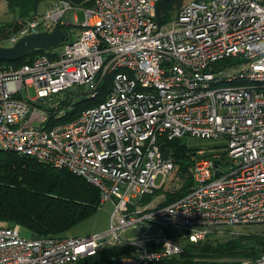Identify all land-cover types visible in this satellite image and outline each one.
I'll return each instance as SVG.
<instances>
[{"label": "built area", "instance_id": "1", "mask_svg": "<svg viewBox=\"0 0 264 264\" xmlns=\"http://www.w3.org/2000/svg\"><path fill=\"white\" fill-rule=\"evenodd\" d=\"M87 1L80 35L61 54L47 50L18 69L0 67V152L65 169L113 204L119 225L110 232L134 252L110 264L177 257L182 249L170 228L196 243L221 227L264 225V0H186L168 24L158 22L159 0ZM72 7L58 0L6 43L51 32ZM69 23H77L74 14ZM75 85L89 86L88 100H104L62 121L58 97ZM45 113L50 125L31 124L46 121ZM184 137L223 139L225 151L197 150L190 190L140 207L174 172L163 140ZM139 220L161 234L123 243L117 230ZM101 239L27 238L19 225L0 227V264H74L95 255ZM238 264H264V254Z\"/></svg>", "mask_w": 264, "mask_h": 264}, {"label": "trees", "instance_id": "2", "mask_svg": "<svg viewBox=\"0 0 264 264\" xmlns=\"http://www.w3.org/2000/svg\"><path fill=\"white\" fill-rule=\"evenodd\" d=\"M4 1L8 13L17 14L14 17L17 23L10 24L15 27L12 31L15 32L20 25L37 15L38 4L46 0ZM68 1L73 6L92 5V2L87 0ZM183 1L186 0H159L158 22L163 24L174 13H178L179 9L175 7L181 6ZM58 26L65 32V25ZM46 51L39 49L31 52L21 60V64ZM110 80L111 76H107L104 91L110 89ZM103 100L104 95L98 99L83 101V107L71 115H66L62 121L72 120L78 112ZM212 147L214 146L206 148L205 156L211 154L208 149ZM197 150L199 148L188 146L182 138L163 140L162 151L171 152L174 158L175 169L172 175L175 176V182L167 187L162 185L152 194L145 196L141 202L149 203L158 192L164 197L161 205L184 196L193 185L190 173L191 157ZM99 204V191L69 171L12 152H0V227L19 225L30 234L40 237H62L64 232L89 217ZM217 231L207 234L201 241L191 243L183 235L167 230V234L174 236L175 242L182 246V251L177 257L165 259L158 264H238L244 260L254 261L264 254V231H246L231 235L230 230L226 229L223 231L224 234L227 233L226 240L219 238ZM147 249H152V246L148 245ZM133 252L134 248L128 245L113 247L81 258L74 264H110L116 258Z\"/></svg>", "mask_w": 264, "mask_h": 264}, {"label": "rangeland", "instance_id": "3", "mask_svg": "<svg viewBox=\"0 0 264 264\" xmlns=\"http://www.w3.org/2000/svg\"><path fill=\"white\" fill-rule=\"evenodd\" d=\"M57 0H46L42 1L38 4L37 7V15H42L44 14L48 9L54 8L56 5ZM185 1L181 3L184 4ZM179 7H175V9H179ZM83 7L79 6H73L71 11L68 13L74 14L77 18V23L72 24V23H67L63 24L65 25V33H66V39L65 41L54 47L48 49V51L61 54L63 45L65 43L74 41L79 35L81 31L80 23L84 19V14H83ZM67 13V14H68ZM67 14L64 16L63 20L67 16ZM15 15L9 14L8 9H7V4L4 0H0V46H8L9 44L6 43V40L10 38L12 34L15 32H12L15 27H11L10 24L15 22ZM177 15V12L173 14L172 17H169L165 23H171L172 19H174ZM17 23V20L16 22ZM15 26V24H14ZM11 33V34H10ZM22 60V59H21ZM21 60L10 62V61H0V67L2 68H14L18 69L21 64ZM231 62H234L233 59H231ZM220 66V65H219ZM218 66V67H219ZM104 84H106V81H104ZM90 90L89 86H78L75 85L72 89L65 91L64 93L60 94L58 98L61 99L62 106H61V116L63 115H71L73 112L78 111L77 109L83 107L84 103L83 101H86L90 99V94L91 92H88ZM82 91H85L86 93L82 94ZM30 96H33L34 92L32 89L29 90ZM59 113V112H58ZM47 115V113H45ZM48 116V115H47ZM53 121L52 118L47 117L46 121L43 122H32L31 124L36 125L39 124L41 126H48L51 124ZM182 140L191 147L199 148L200 151L203 149L208 148L209 146H214L215 148L219 149V153L223 154L225 151L224 145L225 141L223 139L219 140H201V139H195L191 137H184ZM226 158H220V160H224ZM160 177L157 178L156 184H160ZM175 182V176L174 174L171 175L166 182L164 183V186L167 187L170 184H174ZM159 193V192H158ZM155 194L152 200L149 202L151 205L154 204H159L163 201L164 197L159 194ZM142 207L145 205L143 202L140 204ZM133 208H129V212H132ZM114 213V207L113 204L110 201H103L101 202L100 199V204L96 208V210L85 220L81 221L68 231L64 232L62 237H68V238H73V237H78V238H88L94 235H102L101 239V248L99 251H106L108 249H111L113 247H121L122 245H117L116 239L113 236V233L110 232L112 226H118V218L113 216ZM134 218H139L140 215H133ZM226 229L230 230V234H240V233H246L248 232H254V231H264V225L262 224H252V225H235V226H226V227H221L219 228V233L220 235L219 238L222 240H226L227 238V233H223ZM170 231L177 232L179 235H184V231L179 228H170ZM118 232V237L123 243H132L134 241H139L142 238H147L156 234H161L162 229L157 226V225H151L149 226L146 221H141L139 220L137 223L130 225L129 227H126L124 230H117ZM22 234L30 238V232L27 230L22 229ZM230 236V235H228ZM180 245V244H179ZM125 246V245H124ZM182 248V246L180 245Z\"/></svg>", "mask_w": 264, "mask_h": 264}, {"label": "water", "instance_id": "4", "mask_svg": "<svg viewBox=\"0 0 264 264\" xmlns=\"http://www.w3.org/2000/svg\"><path fill=\"white\" fill-rule=\"evenodd\" d=\"M66 39V33L59 26H55L51 32H35L19 38L11 46H0V61H18L25 58L35 50H46L62 44ZM30 237L39 236L31 234Z\"/></svg>", "mask_w": 264, "mask_h": 264}, {"label": "crops", "instance_id": "5", "mask_svg": "<svg viewBox=\"0 0 264 264\" xmlns=\"http://www.w3.org/2000/svg\"><path fill=\"white\" fill-rule=\"evenodd\" d=\"M6 2V1H5ZM71 13H69V14H67V16L65 17V19H64V22H65V24H67V23H69L70 22V20H71ZM46 50H48V49H46ZM163 196V195H162ZM152 205H154V204H152ZM157 205V204H156Z\"/></svg>", "mask_w": 264, "mask_h": 264}, {"label": "bare ground", "instance_id": "6", "mask_svg": "<svg viewBox=\"0 0 264 264\" xmlns=\"http://www.w3.org/2000/svg\"><path fill=\"white\" fill-rule=\"evenodd\" d=\"M8 46H11V45H8Z\"/></svg>", "mask_w": 264, "mask_h": 264}]
</instances>
